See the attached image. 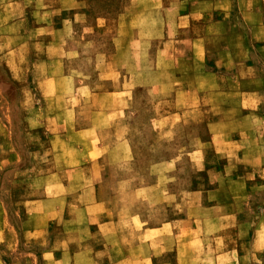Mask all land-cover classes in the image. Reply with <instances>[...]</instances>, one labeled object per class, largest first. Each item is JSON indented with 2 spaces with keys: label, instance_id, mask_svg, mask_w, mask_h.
<instances>
[{
  "label": "rangeland",
  "instance_id": "rangeland-1",
  "mask_svg": "<svg viewBox=\"0 0 264 264\" xmlns=\"http://www.w3.org/2000/svg\"><path fill=\"white\" fill-rule=\"evenodd\" d=\"M128 2L76 0L71 5L67 0H56L54 36L62 53L57 51L51 56L48 49L42 48L40 53L30 39L19 37L37 23L17 21L16 16L6 15L0 7V264H42L41 242L57 240L62 227L85 230L94 219L85 214V207L100 200L113 209L115 219L135 213L145 227L174 223L178 213L186 219L183 232L187 238L183 244L173 248L171 235L164 241L168 248L165 254L160 255L159 241L156 257H142L129 264H179L178 252L179 260L185 258L181 264H264V180L257 169L239 167L236 171L234 167V176L247 174L249 179L231 185L232 191L240 190L239 198L227 196L224 177L231 174L229 160L214 155L208 147L212 115L210 105L203 101L208 96L201 94L202 104L196 107L187 105L191 118L186 124L163 129L159 120L152 119L153 102L161 96L152 94L149 84L169 79L171 83L173 78L171 74H151L150 62L140 45L132 48L124 39L121 45L117 43L113 19ZM241 4V0H232L230 20H241L246 9ZM100 19H106L105 23ZM118 46L124 49L117 51ZM112 56L135 93V104L120 125L121 132L127 131L121 154L130 158V163L114 165L112 159L106 160L103 174L107 180L97 185L94 196L69 197L61 201L62 213L29 217L26 210L33 206L27 201L38 197L39 192L33 188L43 182L51 162L47 126L55 119H50L48 112L55 110L52 102L43 98H67L68 75L74 81L73 88H78L77 95H86L87 91L80 89L82 82L95 75L99 60ZM53 59L62 62V78L56 75L47 81L49 72L44 68ZM36 63L42 65V70L36 69ZM169 90L171 93L172 87ZM199 141L203 149L194 156L193 147ZM124 177L134 181L117 182ZM59 201L49 205L55 207ZM215 206L223 211L236 206L238 215L210 221V209ZM34 226L42 228L37 240L28 233ZM96 229V225L90 226L92 233ZM83 238L79 232L76 239ZM122 240L129 242L124 235Z\"/></svg>",
  "mask_w": 264,
  "mask_h": 264
},
{
  "label": "crops",
  "instance_id": "crops-1",
  "mask_svg": "<svg viewBox=\"0 0 264 264\" xmlns=\"http://www.w3.org/2000/svg\"><path fill=\"white\" fill-rule=\"evenodd\" d=\"M67 1L71 5L76 2ZM241 1L246 9L237 22L230 20L232 0H129L127 8L113 19L117 43L121 45L124 39L132 48L140 45L150 62V73L171 74L173 78L171 83L169 79L149 84L152 94L161 96L153 102L152 119L159 120L163 129L186 124L191 118L186 107L202 104L201 94L208 96L203 100L210 105L212 115L208 147L214 155L229 160L231 174L224 178L227 196L232 198L240 195V190L232 191V187L249 179L247 174L234 176V167L236 171L239 167L257 169L264 180V0ZM0 7L17 21L37 23L19 37L30 39L40 53L42 48L48 49L50 56L62 53L54 36L56 0H0ZM122 48L116 47L117 51ZM36 64V69L42 70V65ZM46 64L47 81L61 77V61L53 59ZM52 70L57 72L51 74ZM124 78L123 68L113 56L107 57L99 60L95 75L82 82L80 89L87 91L86 95H77L78 88H73L74 81L68 75L67 98H43L51 101L55 110L48 112L49 118L55 119L47 126L51 162L43 182L33 188L38 197L27 201L33 206L26 210L29 217L60 214L64 210L61 201L69 197L94 196L97 185L107 180L103 174L106 160L112 159L114 165L130 163L131 159L121 154L127 131L121 132L120 125L135 104V93ZM201 144L194 145V156L201 153ZM118 181L134 180L124 177ZM55 200H60L59 205L50 206ZM210 210V221L215 222L238 215L236 206ZM85 214L94 216L85 230L62 227L57 240L41 242L42 264H129L142 257H156L159 241L160 255L165 254L168 248L164 241L171 235L173 248L187 238L183 232L186 219L180 213L174 223L145 227L135 213L115 219L113 209L100 200L90 202ZM93 225L97 226L94 233L90 231ZM40 230L41 226H34L28 233L37 240ZM79 232L84 235L81 240L76 239ZM123 235L129 242L122 240ZM179 256L178 252L181 264Z\"/></svg>",
  "mask_w": 264,
  "mask_h": 264
}]
</instances>
